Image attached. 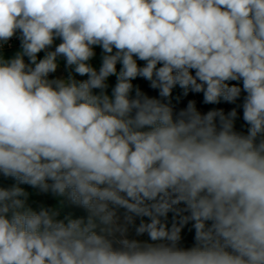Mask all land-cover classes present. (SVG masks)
<instances>
[{"label": "clouds", "instance_id": "obj_1", "mask_svg": "<svg viewBox=\"0 0 264 264\" xmlns=\"http://www.w3.org/2000/svg\"><path fill=\"white\" fill-rule=\"evenodd\" d=\"M14 36L20 50L0 55V177L15 181L0 186V264H264V0H0V49ZM176 86L205 104L243 92L247 132L236 108L174 114ZM20 185L58 202L34 210Z\"/></svg>", "mask_w": 264, "mask_h": 264}, {"label": "trees", "instance_id": "obj_2", "mask_svg": "<svg viewBox=\"0 0 264 264\" xmlns=\"http://www.w3.org/2000/svg\"><path fill=\"white\" fill-rule=\"evenodd\" d=\"M44 55H42L41 53L38 54V58H43ZM138 64L140 66H143L144 62L143 61H138ZM117 70L119 71V64L117 65ZM108 93L111 94L112 88L115 86L116 84V77L112 76L109 77L108 79ZM230 84H239V86L242 87V83L241 82H237V81H231L229 82ZM150 82L144 80L143 78H137L136 80L133 81V85L134 87H139V89L145 93L146 95H148L149 97H155V98H159V94H158V90L152 89L149 86ZM94 91H98V90H94ZM134 95V93H133ZM243 96L244 93L242 92L241 97L235 102V103H227L224 102L223 100H221L220 103L217 104H205L203 102V93H193L191 91L188 92L187 95L184 94V90L181 89L179 86H176L173 91H172V95L169 98V100L164 101V102H170L172 108L174 109L178 104L182 103V110L185 109L189 103V101H194L197 110L203 115L206 114L208 111L210 110H220L222 109L224 111L225 114H227L228 112H230L233 108H236L237 110V119L235 120V130L238 132H243L246 133L247 132V125L245 124L244 120H243V110L242 107H240V105L243 102ZM15 183V181L13 179H5L3 177H0V186H4V187H10ZM57 198L53 197L52 195L50 196V198L45 202L44 206H54L57 204ZM65 212H71L74 217H81V216H86L87 213L85 212L84 209L76 207V206H68L67 208H65ZM172 214H169L168 217V223L169 226L172 223ZM137 223H139V221H137ZM182 245L186 248H190L193 246L194 244V229H192V225L191 223L187 224L183 230H182Z\"/></svg>", "mask_w": 264, "mask_h": 264}, {"label": "rangeland", "instance_id": "obj_3", "mask_svg": "<svg viewBox=\"0 0 264 264\" xmlns=\"http://www.w3.org/2000/svg\"><path fill=\"white\" fill-rule=\"evenodd\" d=\"M56 44H59L60 41L59 40H56L55 41ZM20 48V44L13 47V48H10V49H4V50H0V55H3V56H8L10 55L9 52L11 51H14L17 50V52L19 51L18 49ZM94 51H95V56L89 61V63L94 67L96 68L97 70H99L100 66H101V62H102V50L100 47H95L94 48ZM16 52V53H17ZM16 53H13L11 52V54H16ZM42 55H44V52L42 51L41 52ZM14 57V56H12ZM60 64H61V67H60V70L53 74L55 76H64V77H67L68 76V71H66L64 69V61L61 60L60 61ZM119 69H120V65H119ZM73 75L75 76V79L78 80V81H82V80H86L88 77L87 76H79V75H76L73 73ZM182 106L183 104L180 103L178 104L174 109H173V112L174 114L180 112L182 110ZM21 187H23L25 189V191L29 194L28 195V199H27V205L32 207L34 210H38L39 207L41 206H44L45 202L50 198L51 194H39L37 192V190L31 188L30 186L28 185H20ZM134 235V233H133ZM138 239H141V240H147V236H143V237H139Z\"/></svg>", "mask_w": 264, "mask_h": 264}, {"label": "built area", "instance_id": "obj_4", "mask_svg": "<svg viewBox=\"0 0 264 264\" xmlns=\"http://www.w3.org/2000/svg\"><path fill=\"white\" fill-rule=\"evenodd\" d=\"M18 35V34H17ZM20 44V40L17 38V37H13L9 42L8 44H6L3 49H0V50H4V49H10V48H13L17 45Z\"/></svg>", "mask_w": 264, "mask_h": 264}, {"label": "crops", "instance_id": "obj_5", "mask_svg": "<svg viewBox=\"0 0 264 264\" xmlns=\"http://www.w3.org/2000/svg\"><path fill=\"white\" fill-rule=\"evenodd\" d=\"M18 50H20V48L18 49ZM11 52H13V53H16L17 52V50H15V52L14 51H11ZM11 52H9L10 53V55H6V56H4L6 59H11V58H13L12 56H15V54H11Z\"/></svg>", "mask_w": 264, "mask_h": 264}]
</instances>
